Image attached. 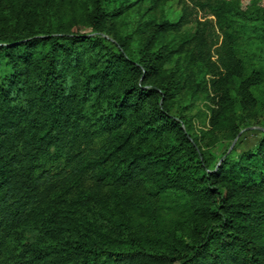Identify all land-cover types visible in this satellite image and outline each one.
<instances>
[{"label":"trees","instance_id":"1","mask_svg":"<svg viewBox=\"0 0 264 264\" xmlns=\"http://www.w3.org/2000/svg\"><path fill=\"white\" fill-rule=\"evenodd\" d=\"M167 1L0 0V264H264V129L218 165L208 149L258 125L264 67L219 0H177V23ZM182 92L205 129L172 113Z\"/></svg>","mask_w":264,"mask_h":264},{"label":"rangeland","instance_id":"2","mask_svg":"<svg viewBox=\"0 0 264 264\" xmlns=\"http://www.w3.org/2000/svg\"><path fill=\"white\" fill-rule=\"evenodd\" d=\"M217 7L228 9L234 13L232 17L235 21L234 28L239 36V39L237 40L239 49L238 56L240 58H245V60L251 62L256 68L260 65L264 67V37L258 29L259 21L256 20L257 17L264 15V0H219ZM145 8L146 4H143L140 9L135 7V9L125 15L123 19L118 20L116 25L118 31L122 32L124 35L129 33L131 29L135 27V24L141 22L142 19L147 16L146 13H144ZM55 12V15H53L55 18L49 17L47 19L49 21L51 20L52 24L59 22L58 11ZM203 14V12H199L197 17H199L200 20L207 19L211 22L215 21L212 14ZM38 15L40 22L45 25L47 20L43 21L40 18V16L46 18V11L43 7L39 9ZM156 15L157 18L165 17L170 22L177 23L181 16L179 2L177 0L167 1L158 9ZM76 22L73 30L87 35L99 36L100 38H108V36L104 34L97 35L96 33H93L81 19H78V17H76ZM195 26V22L192 20L186 26V30L192 31ZM133 37L135 38V36ZM3 41L4 40H1L0 38V45L5 44ZM105 45L110 49L113 48L109 43H105ZM181 62L182 60H180V63ZM178 111H183L184 115L191 119L192 124L196 128L205 129L207 126L210 111L208 109V102L202 95L190 99L189 94H186L185 92L177 94L172 104V113L176 114ZM253 120L259 121L258 125L248 126V128L240 130L232 141H229V139H226L221 135H217L216 138L210 142L208 149L212 164L217 163L218 165L219 159L225 154L230 153L231 157L235 158L256 146L261 137L260 130L264 129V114H260L257 118H253ZM193 161V159L188 158L184 160V163L185 165H191ZM192 171L193 170L188 171V174Z\"/></svg>","mask_w":264,"mask_h":264},{"label":"water","instance_id":"3","mask_svg":"<svg viewBox=\"0 0 264 264\" xmlns=\"http://www.w3.org/2000/svg\"><path fill=\"white\" fill-rule=\"evenodd\" d=\"M262 130V129H261Z\"/></svg>","mask_w":264,"mask_h":264}]
</instances>
